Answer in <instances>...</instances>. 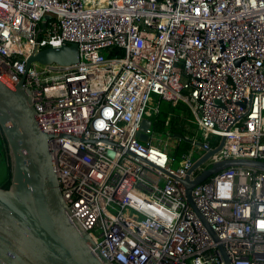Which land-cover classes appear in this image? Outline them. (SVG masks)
<instances>
[{
  "label": "built area",
  "instance_id": "2783aa9c",
  "mask_svg": "<svg viewBox=\"0 0 264 264\" xmlns=\"http://www.w3.org/2000/svg\"><path fill=\"white\" fill-rule=\"evenodd\" d=\"M71 42L76 64L25 71ZM23 74L70 217L111 264H225L220 247L230 264H264V171L230 166L192 188L216 238L181 183L264 161V0H0V75ZM163 103L185 106L196 133L156 132Z\"/></svg>",
  "mask_w": 264,
  "mask_h": 264
},
{
  "label": "water",
  "instance_id": "95a60500",
  "mask_svg": "<svg viewBox=\"0 0 264 264\" xmlns=\"http://www.w3.org/2000/svg\"><path fill=\"white\" fill-rule=\"evenodd\" d=\"M47 18L46 15L44 19ZM44 26L42 22L41 27ZM78 60L75 42L45 47L27 57L25 71L31 63L69 66ZM23 81L24 74L15 84L0 75V137L5 142V162L10 169L8 185H0V264H111L91 234L70 217L52 164L49 139L53 134L39 125L29 89ZM150 125L149 119L142 120L137 133L141 141L147 140L144 131ZM222 143L223 139L216 150ZM230 166L264 171L262 160L230 158L213 164L192 180L188 177L181 180L188 203L213 238L215 234L192 201L191 190L208 176ZM220 249L225 264H230Z\"/></svg>",
  "mask_w": 264,
  "mask_h": 264
},
{
  "label": "trees",
  "instance_id": "16d2710c",
  "mask_svg": "<svg viewBox=\"0 0 264 264\" xmlns=\"http://www.w3.org/2000/svg\"><path fill=\"white\" fill-rule=\"evenodd\" d=\"M166 106L170 107V104L165 105V103H163L162 109L156 115L153 125L154 130L160 134H165L167 132L181 134L185 132L187 130V127H185V124L181 121V118L180 116H178V113H175L173 116H171L169 121L166 123V118L168 116V111L166 110L167 108ZM179 107H181L182 112L185 113V106L180 105ZM189 146L190 144L186 140H181L178 146L174 148L175 155L178 156L180 153L185 152L186 150H188ZM5 152H6L5 142L0 137V164L5 163V157H4ZM6 167H7L6 168L7 173L8 171L10 172L9 167L8 166ZM0 185H3V182H0ZM7 185L8 183L4 184L3 186L6 187Z\"/></svg>",
  "mask_w": 264,
  "mask_h": 264
},
{
  "label": "rangeland",
  "instance_id": "374dc122",
  "mask_svg": "<svg viewBox=\"0 0 264 264\" xmlns=\"http://www.w3.org/2000/svg\"><path fill=\"white\" fill-rule=\"evenodd\" d=\"M169 103H165V105H168ZM180 105H178L177 107H173V105H170V108L168 106H166V110L168 112H173V113H180L181 107H179ZM174 115V114H173ZM189 120L188 121H184L185 123V127H187V130L185 131L186 135H192L196 133V128H195V123L192 120V117L190 115H188ZM187 119V118H186ZM182 121V120H181ZM170 134H173L171 132H168ZM162 136V135H161ZM163 138V136H162ZM8 164L10 165V161L8 160ZM7 163H1L0 164V181L3 180V178L6 176L7 174V169H6Z\"/></svg>",
  "mask_w": 264,
  "mask_h": 264
},
{
  "label": "flooded vegetation",
  "instance_id": "af4514ba",
  "mask_svg": "<svg viewBox=\"0 0 264 264\" xmlns=\"http://www.w3.org/2000/svg\"><path fill=\"white\" fill-rule=\"evenodd\" d=\"M4 157H5V154H4ZM6 157H7V156H6ZM6 168H7V167H6ZM8 177H9V171H8L6 177H4L5 180H4V178H3V180H1L0 182H3V185L6 184V183H8Z\"/></svg>",
  "mask_w": 264,
  "mask_h": 264
}]
</instances>
